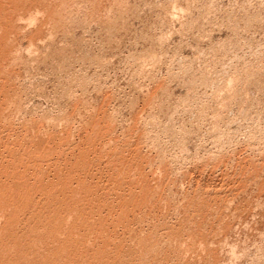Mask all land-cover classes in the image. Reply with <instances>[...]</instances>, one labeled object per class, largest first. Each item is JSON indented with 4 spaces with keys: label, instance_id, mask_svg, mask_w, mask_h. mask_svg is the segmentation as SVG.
Masks as SVG:
<instances>
[{
    "label": "rangeland",
    "instance_id": "rangeland-1",
    "mask_svg": "<svg viewBox=\"0 0 264 264\" xmlns=\"http://www.w3.org/2000/svg\"><path fill=\"white\" fill-rule=\"evenodd\" d=\"M0 264H264V0H0Z\"/></svg>",
    "mask_w": 264,
    "mask_h": 264
},
{
    "label": "bare ground",
    "instance_id": "bare-ground-1",
    "mask_svg": "<svg viewBox=\"0 0 264 264\" xmlns=\"http://www.w3.org/2000/svg\"><path fill=\"white\" fill-rule=\"evenodd\" d=\"M224 71V70H223ZM213 81V80H212ZM212 83V82H211ZM222 135V134H221ZM219 148V147H218ZM200 156V155H199ZM183 186V185H182ZM68 219V218H67ZM132 248V247H131ZM187 249V248H186Z\"/></svg>",
    "mask_w": 264,
    "mask_h": 264
}]
</instances>
